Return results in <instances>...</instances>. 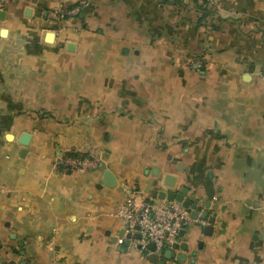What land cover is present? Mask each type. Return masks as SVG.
Returning a JSON list of instances; mask_svg holds the SVG:
<instances>
[{
    "label": "crops",
    "instance_id": "0c3cea01",
    "mask_svg": "<svg viewBox=\"0 0 264 264\" xmlns=\"http://www.w3.org/2000/svg\"><path fill=\"white\" fill-rule=\"evenodd\" d=\"M182 1L7 5L0 264H264V0H211L202 20ZM166 175L198 217L186 251L153 260L117 243L115 211L127 186L158 201Z\"/></svg>",
    "mask_w": 264,
    "mask_h": 264
},
{
    "label": "built area",
    "instance_id": "2783aa9c",
    "mask_svg": "<svg viewBox=\"0 0 264 264\" xmlns=\"http://www.w3.org/2000/svg\"><path fill=\"white\" fill-rule=\"evenodd\" d=\"M24 0H0V13L7 5ZM210 3L211 0H203ZM80 6V5H79ZM75 11H78V6ZM201 64H197L199 68ZM60 164L65 168L84 170L95 164L92 157L73 156L63 159ZM126 198L115 211V217L122 223L124 235L117 243L124 241L133 244L141 252H148L150 243L155 246L154 255L170 250L179 240V232L190 222V211L175 201L167 202L144 198L142 192L134 187H125Z\"/></svg>",
    "mask_w": 264,
    "mask_h": 264
},
{
    "label": "water",
    "instance_id": "95a60500",
    "mask_svg": "<svg viewBox=\"0 0 264 264\" xmlns=\"http://www.w3.org/2000/svg\"><path fill=\"white\" fill-rule=\"evenodd\" d=\"M4 15H5L4 12L0 13V20H3ZM52 38H53V34H51V33L47 34L46 42L51 43ZM29 140H30V135L27 133H24V134H22V136L20 137L18 142L21 146L26 147L29 143ZM172 179H173L172 176L166 175L164 177V181L162 183V185L164 187L170 189V192H165V191L158 192V190H154L151 193L152 197L157 198L160 201H167V202L175 201L177 203H181V205L183 207H185L187 210L190 211V219L196 220L198 217V213L196 212L195 204H191L188 200H184V197L186 194L185 191H181L180 193H176V192L172 191L174 188V180H172ZM104 180H105V184L107 186L112 187L114 185V178L112 177V175L109 172L104 173ZM157 185H158V182H156L154 184V187H156V189H158ZM199 218L201 220H205L206 214H204L203 216H200ZM184 234H185V231L183 229L179 232V240L175 244L172 245L170 250L164 251L163 256L165 259L170 260L172 257V252L177 250L178 248H180L183 251L187 250V244L186 243H180V240L183 238ZM148 247H149L150 251H152V252L155 251V246L153 243H150ZM152 258H153V260H155L156 256L153 255Z\"/></svg>",
    "mask_w": 264,
    "mask_h": 264
},
{
    "label": "trees",
    "instance_id": "16d2710c",
    "mask_svg": "<svg viewBox=\"0 0 264 264\" xmlns=\"http://www.w3.org/2000/svg\"><path fill=\"white\" fill-rule=\"evenodd\" d=\"M155 1H156V4L162 5V6H173L177 9H179L180 7H184L182 0H155ZM194 3L196 4L197 13L200 14V20L211 15L210 10H206L205 8H202L200 5L197 4L196 1H194Z\"/></svg>",
    "mask_w": 264,
    "mask_h": 264
},
{
    "label": "rangeland",
    "instance_id": "374dc122",
    "mask_svg": "<svg viewBox=\"0 0 264 264\" xmlns=\"http://www.w3.org/2000/svg\"><path fill=\"white\" fill-rule=\"evenodd\" d=\"M200 1H203V0H200ZM199 1V2H200ZM204 2V6L202 5L201 7L202 8H205L206 10H210L209 8H210V5H211V1H210V3H207V2H205V1H203ZM175 8V7H174Z\"/></svg>",
    "mask_w": 264,
    "mask_h": 264
}]
</instances>
